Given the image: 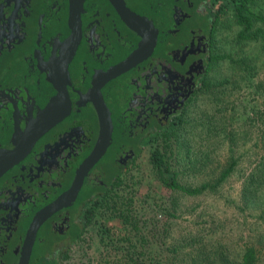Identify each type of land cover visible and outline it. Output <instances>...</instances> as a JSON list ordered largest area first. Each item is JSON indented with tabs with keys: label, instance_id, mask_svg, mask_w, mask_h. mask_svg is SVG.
I'll use <instances>...</instances> for the list:
<instances>
[{
	"label": "flooded vegetation",
	"instance_id": "obj_1",
	"mask_svg": "<svg viewBox=\"0 0 264 264\" xmlns=\"http://www.w3.org/2000/svg\"><path fill=\"white\" fill-rule=\"evenodd\" d=\"M122 1L152 23L156 45L108 80L105 74L143 40L119 14ZM211 2L0 0V264H41L69 248L112 178L186 110L209 68ZM100 99L110 113L111 142L73 196L99 138ZM57 202L33 232L34 218Z\"/></svg>",
	"mask_w": 264,
	"mask_h": 264
},
{
	"label": "rangeland",
	"instance_id": "obj_2",
	"mask_svg": "<svg viewBox=\"0 0 264 264\" xmlns=\"http://www.w3.org/2000/svg\"><path fill=\"white\" fill-rule=\"evenodd\" d=\"M255 7L264 10V0H257ZM213 22L212 55L230 58H220L207 72L213 82L223 84L214 93L200 89L186 107L182 131L200 158L209 155V162L205 170L189 171L179 182L195 186L209 180L229 160L230 147L239 161L236 172L215 192L197 196L172 192L154 179L149 164L153 145L145 147L121 175L123 185L116 189L119 196L130 201L125 212L137 222L138 229H126L110 210L99 208L61 264H126L129 255L151 264V259L168 255L165 248L172 242L191 237L203 243L212 240L230 245L235 253L256 234L262 239L258 248L264 261V222L236 209L243 176L264 155L263 55L259 43L236 44L240 28L231 13L221 14ZM245 57L253 68L238 65ZM205 121L209 122L208 131L202 124ZM174 200L176 207L171 211ZM141 238L145 245H141Z\"/></svg>",
	"mask_w": 264,
	"mask_h": 264
},
{
	"label": "trees",
	"instance_id": "obj_3",
	"mask_svg": "<svg viewBox=\"0 0 264 264\" xmlns=\"http://www.w3.org/2000/svg\"><path fill=\"white\" fill-rule=\"evenodd\" d=\"M256 1L212 0V6H216V12L212 17L217 19L221 14L231 13L234 22L240 28L235 38L236 44L239 46L242 42L259 43L264 62V10L255 7ZM220 58L230 57L229 55L220 57L211 54L209 66ZM246 59V57L241 58L238 61V65L249 70L254 66L248 65ZM222 84L223 81L213 82L209 72H207L203 78L201 88L208 93H214V89ZM214 96L217 97L215 94ZM185 115L186 112L184 111L175 121V124L160 130V133L152 142L153 148L149 156L150 172L154 179L159 180L164 188L172 192H181L187 196L201 195L206 191L215 192L236 172L239 161L233 152V147H230L229 160L220 167L217 173H213L209 180L195 186L180 184V177L183 174L185 175L189 171L205 170L209 162V155L200 158L197 155L198 151H195L192 147V141L187 142L188 139L184 140L182 131L185 124ZM208 123L206 121L202 123L207 131L209 130ZM224 136L228 138L230 134H224ZM121 175L112 178L113 181L108 192L104 196L101 195L102 198L97 196L95 205L87 210L85 215L87 225L95 217L97 209L103 208L110 210L115 217H118L126 229L127 227L133 231L138 229L137 222L125 212L130 201L119 196L116 192V189L123 185ZM175 207L176 202L174 200L171 211H174ZM236 209L264 222V155L251 168L250 172L243 176ZM90 213L91 219L89 221ZM107 232L104 233L106 234ZM257 235H254L252 241L244 244L235 253L231 251L230 245L212 240H209V243H203L198 237H191L187 240H175L165 248L168 255L151 259V264H263V254L258 248L262 239L260 235ZM102 238H104L103 235ZM140 243L145 245L146 240L141 238ZM70 247H61L57 256L44 258L41 264H61L62 261L68 258ZM126 264H143V261L133 259L129 255Z\"/></svg>",
	"mask_w": 264,
	"mask_h": 264
},
{
	"label": "water",
	"instance_id": "obj_4",
	"mask_svg": "<svg viewBox=\"0 0 264 264\" xmlns=\"http://www.w3.org/2000/svg\"><path fill=\"white\" fill-rule=\"evenodd\" d=\"M119 14L121 15L123 21L127 24L129 28L138 32L142 37L143 40L140 43V46L137 50H135L125 61L118 64L112 70H109L105 75L106 79H111L128 69L132 68L136 65L137 61L140 60L145 55L151 53L156 45L157 39V31L154 29L152 23L144 18L138 17L136 14L131 12L123 3H120V7L118 9ZM78 18V15H77ZM148 27L150 29L151 34L144 32V28ZM97 112L99 115L100 120V133L97 143L90 154V156L82 163L79 172L77 174V178L72 186V191L70 192L73 196L77 194L80 185L82 184L83 177L87 173V171L102 157L105 153L106 149L110 145L111 142V135H112V123L110 118V113L102 101L98 105H96ZM59 115V114H58ZM58 115L52 119L51 121L47 122L44 128L41 129V132L49 128L51 125L57 121ZM61 202H57L48 209L40 212L33 220L30 229L33 228V232L38 228V226L44 221V219L48 216V214L58 208ZM27 264V262L23 263Z\"/></svg>",
	"mask_w": 264,
	"mask_h": 264
}]
</instances>
